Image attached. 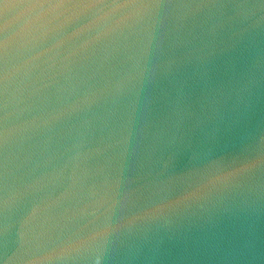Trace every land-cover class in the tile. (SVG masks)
<instances>
[{
    "label": "water",
    "instance_id": "1",
    "mask_svg": "<svg viewBox=\"0 0 264 264\" xmlns=\"http://www.w3.org/2000/svg\"><path fill=\"white\" fill-rule=\"evenodd\" d=\"M0 264H264V0H0Z\"/></svg>",
    "mask_w": 264,
    "mask_h": 264
}]
</instances>
